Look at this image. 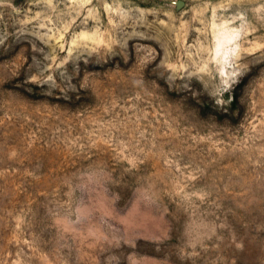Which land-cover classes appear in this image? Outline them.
I'll use <instances>...</instances> for the list:
<instances>
[{
  "label": "rangeland",
  "instance_id": "obj_1",
  "mask_svg": "<svg viewBox=\"0 0 264 264\" xmlns=\"http://www.w3.org/2000/svg\"><path fill=\"white\" fill-rule=\"evenodd\" d=\"M0 264H264V0H0Z\"/></svg>",
  "mask_w": 264,
  "mask_h": 264
},
{
  "label": "water",
  "instance_id": "obj_2",
  "mask_svg": "<svg viewBox=\"0 0 264 264\" xmlns=\"http://www.w3.org/2000/svg\"><path fill=\"white\" fill-rule=\"evenodd\" d=\"M179 6H182L183 5V3L182 2H179V4H178Z\"/></svg>",
  "mask_w": 264,
  "mask_h": 264
}]
</instances>
